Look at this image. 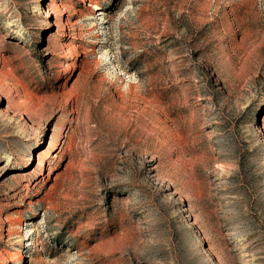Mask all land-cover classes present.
Segmentation results:
<instances>
[{"label": "rangeland", "instance_id": "374dc122", "mask_svg": "<svg viewBox=\"0 0 264 264\" xmlns=\"http://www.w3.org/2000/svg\"><path fill=\"white\" fill-rule=\"evenodd\" d=\"M0 264H264V0H0Z\"/></svg>", "mask_w": 264, "mask_h": 264}]
</instances>
